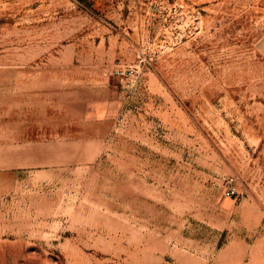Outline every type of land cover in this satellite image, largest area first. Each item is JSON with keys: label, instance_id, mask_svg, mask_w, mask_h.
Segmentation results:
<instances>
[{"label": "rangeland", "instance_id": "1", "mask_svg": "<svg viewBox=\"0 0 264 264\" xmlns=\"http://www.w3.org/2000/svg\"><path fill=\"white\" fill-rule=\"evenodd\" d=\"M0 264H264V0H0Z\"/></svg>", "mask_w": 264, "mask_h": 264}]
</instances>
